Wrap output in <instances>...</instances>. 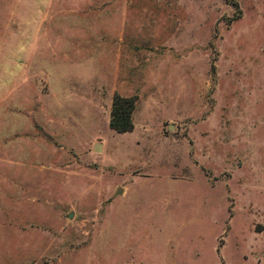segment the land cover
I'll use <instances>...</instances> for the list:
<instances>
[{
	"label": "rangeland",
	"instance_id": "rangeland-1",
	"mask_svg": "<svg viewBox=\"0 0 264 264\" xmlns=\"http://www.w3.org/2000/svg\"><path fill=\"white\" fill-rule=\"evenodd\" d=\"M0 264H264V0H0Z\"/></svg>",
	"mask_w": 264,
	"mask_h": 264
},
{
	"label": "trees",
	"instance_id": "trees-1",
	"mask_svg": "<svg viewBox=\"0 0 264 264\" xmlns=\"http://www.w3.org/2000/svg\"><path fill=\"white\" fill-rule=\"evenodd\" d=\"M136 106V98L116 94L113 99L110 128L118 134L131 133L134 130L133 115Z\"/></svg>",
	"mask_w": 264,
	"mask_h": 264
},
{
	"label": "water",
	"instance_id": "water-1",
	"mask_svg": "<svg viewBox=\"0 0 264 264\" xmlns=\"http://www.w3.org/2000/svg\"><path fill=\"white\" fill-rule=\"evenodd\" d=\"M96 151H98V152L101 151V146L100 145L96 146ZM117 194H122V190H118Z\"/></svg>",
	"mask_w": 264,
	"mask_h": 264
}]
</instances>
